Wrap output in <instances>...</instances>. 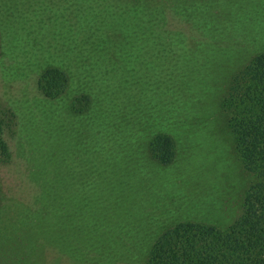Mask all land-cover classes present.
Segmentation results:
<instances>
[{
	"label": "rangeland",
	"instance_id": "374dc122",
	"mask_svg": "<svg viewBox=\"0 0 264 264\" xmlns=\"http://www.w3.org/2000/svg\"><path fill=\"white\" fill-rule=\"evenodd\" d=\"M83 9L0 0V264H146L180 222L229 228L255 181L223 102L264 53V0H152L156 21L129 11L123 27ZM49 68L69 76L55 99L39 87ZM157 135L171 164L152 155Z\"/></svg>",
	"mask_w": 264,
	"mask_h": 264
},
{
	"label": "trees",
	"instance_id": "16d2710c",
	"mask_svg": "<svg viewBox=\"0 0 264 264\" xmlns=\"http://www.w3.org/2000/svg\"><path fill=\"white\" fill-rule=\"evenodd\" d=\"M82 7L88 16H98L97 11L104 13L105 19L118 15L122 27L129 11L138 16L145 10L156 21L152 0H82ZM181 7L187 8L188 1ZM131 26L144 27L138 18ZM118 33L124 35L125 30L122 28ZM160 37L157 35V40ZM96 38L98 42L108 39L105 35L100 38L99 33ZM85 39L89 42L88 36ZM2 50L0 37V59ZM68 82L65 70L49 68L43 73L39 87L47 98L55 99L63 94ZM223 108L244 169L255 177L245 193L243 211L226 230L197 222L174 225L157 237L146 264H264V53L256 55L234 75ZM11 115L0 106V150L3 152L7 151L5 136L7 128L12 126ZM175 150L170 136L157 135L152 141V155L164 165L173 162ZM4 198L0 186V211Z\"/></svg>",
	"mask_w": 264,
	"mask_h": 264
}]
</instances>
